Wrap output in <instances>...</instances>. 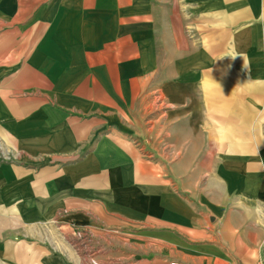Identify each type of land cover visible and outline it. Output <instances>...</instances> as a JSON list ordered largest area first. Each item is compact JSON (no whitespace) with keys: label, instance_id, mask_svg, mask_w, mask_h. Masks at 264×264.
Listing matches in <instances>:
<instances>
[{"label":"crops","instance_id":"crops-1","mask_svg":"<svg viewBox=\"0 0 264 264\" xmlns=\"http://www.w3.org/2000/svg\"><path fill=\"white\" fill-rule=\"evenodd\" d=\"M261 258L264 0H0V264Z\"/></svg>","mask_w":264,"mask_h":264},{"label":"built area","instance_id":"built-area-1","mask_svg":"<svg viewBox=\"0 0 264 264\" xmlns=\"http://www.w3.org/2000/svg\"><path fill=\"white\" fill-rule=\"evenodd\" d=\"M169 264H178L177 262H170ZM255 264H264V259H258Z\"/></svg>","mask_w":264,"mask_h":264},{"label":"clouds","instance_id":"clouds-1","mask_svg":"<svg viewBox=\"0 0 264 264\" xmlns=\"http://www.w3.org/2000/svg\"><path fill=\"white\" fill-rule=\"evenodd\" d=\"M226 57H230L232 60H235V57L231 56V54H227ZM229 68L231 67V65L228 66ZM225 74H226V70H225Z\"/></svg>","mask_w":264,"mask_h":264}]
</instances>
